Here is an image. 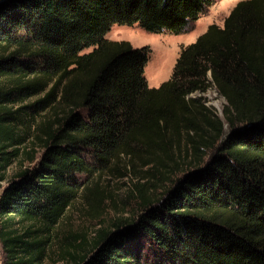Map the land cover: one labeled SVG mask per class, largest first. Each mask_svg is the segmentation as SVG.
<instances>
[{"label":"trees","instance_id":"16d2710c","mask_svg":"<svg viewBox=\"0 0 264 264\" xmlns=\"http://www.w3.org/2000/svg\"><path fill=\"white\" fill-rule=\"evenodd\" d=\"M214 1L0 0L3 264H264V0L182 47L157 88L146 48L105 38L115 24L184 34ZM121 169L140 211L106 224L101 174ZM77 199L90 238L66 229Z\"/></svg>","mask_w":264,"mask_h":264},{"label":"rangeland","instance_id":"374dc122","mask_svg":"<svg viewBox=\"0 0 264 264\" xmlns=\"http://www.w3.org/2000/svg\"><path fill=\"white\" fill-rule=\"evenodd\" d=\"M242 0H215L210 6L206 7L199 18L188 26L184 34L173 35L167 32L150 33L140 28L138 25H113L105 38L111 41H127L134 49L146 48L148 50V59L144 66V78L149 88H157L161 83L170 79L174 63L182 47L191 44L195 39L202 34L206 28L215 24L222 26L224 19L229 12ZM91 48L83 50L84 53L89 52ZM203 97L205 105L211 109L217 116L222 118L223 108L226 101L220 97L214 89L208 90ZM228 132V127L224 124V133ZM207 155L203 156L199 161L200 166L205 164ZM9 170L8 175L12 172ZM185 171L184 167L172 169L171 175L162 179L159 177L156 186L159 187L157 194L160 192L161 186L168 185L167 178L171 180L177 179ZM123 169L117 173H102L101 187L108 189L114 198L113 208L111 212L106 213L105 223L107 224L113 218L130 217L139 212L140 200L131 196L134 191V184L139 182L136 173H127L123 175ZM77 178L82 181L84 177L77 175ZM142 183H145L143 180ZM6 186V182H0V191ZM83 203L80 199L74 201L72 207L66 214L65 226L66 229L75 234L87 235L88 238L95 228L97 223L89 221L82 217ZM56 259V256L52 257ZM3 261V254L0 247V264ZM44 264H64V261H45Z\"/></svg>","mask_w":264,"mask_h":264}]
</instances>
